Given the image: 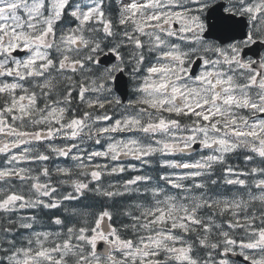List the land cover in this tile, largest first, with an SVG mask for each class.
Returning <instances> with one entry per match:
<instances>
[{
    "label": "snow or ice",
    "instance_id": "obj_1",
    "mask_svg": "<svg viewBox=\"0 0 264 264\" xmlns=\"http://www.w3.org/2000/svg\"><path fill=\"white\" fill-rule=\"evenodd\" d=\"M217 5L0 0V264H264V0Z\"/></svg>",
    "mask_w": 264,
    "mask_h": 264
},
{
    "label": "water",
    "instance_id": "obj_2",
    "mask_svg": "<svg viewBox=\"0 0 264 264\" xmlns=\"http://www.w3.org/2000/svg\"><path fill=\"white\" fill-rule=\"evenodd\" d=\"M219 5H223L222 3L221 4H218L217 7H219ZM214 15L218 16L219 15V12L217 11L216 13H214ZM212 23L214 24L215 23V20L212 21ZM243 31H244V21H240V23L237 25L235 31L233 32H230L228 33L227 35H224L223 38L227 39L228 36H240L243 34ZM207 34V33H206ZM216 35H220V33H214ZM257 50H261V48L259 47H255L254 49L251 48L250 51L248 52H253V51H257ZM125 81H126V78L122 79L120 82H119V94L121 92H124L125 91ZM127 91L129 92L128 90V85H127Z\"/></svg>",
    "mask_w": 264,
    "mask_h": 264
},
{
    "label": "trees",
    "instance_id": "obj_3",
    "mask_svg": "<svg viewBox=\"0 0 264 264\" xmlns=\"http://www.w3.org/2000/svg\"><path fill=\"white\" fill-rule=\"evenodd\" d=\"M132 175H133V174H132ZM130 176H131V175H130ZM127 177H128V176H127ZM96 199H98V198H94V197L91 196V194H89L88 197H85V198H84V204L87 205V204L94 203Z\"/></svg>",
    "mask_w": 264,
    "mask_h": 264
},
{
    "label": "rangeland",
    "instance_id": "obj_4",
    "mask_svg": "<svg viewBox=\"0 0 264 264\" xmlns=\"http://www.w3.org/2000/svg\"><path fill=\"white\" fill-rule=\"evenodd\" d=\"M126 161H129V160H126ZM126 161H125V162H126ZM55 163L60 164L61 166H64V165H65V162H64L62 159L56 161Z\"/></svg>",
    "mask_w": 264,
    "mask_h": 264
}]
</instances>
